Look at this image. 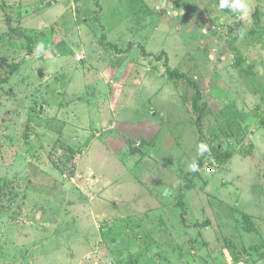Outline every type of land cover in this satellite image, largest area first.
Listing matches in <instances>:
<instances>
[{
  "label": "rangeland",
  "instance_id": "1",
  "mask_svg": "<svg viewBox=\"0 0 264 264\" xmlns=\"http://www.w3.org/2000/svg\"><path fill=\"white\" fill-rule=\"evenodd\" d=\"M246 2L0 0V264H264V0Z\"/></svg>",
  "mask_w": 264,
  "mask_h": 264
},
{
  "label": "trees",
  "instance_id": "2",
  "mask_svg": "<svg viewBox=\"0 0 264 264\" xmlns=\"http://www.w3.org/2000/svg\"><path fill=\"white\" fill-rule=\"evenodd\" d=\"M165 54V53H162L160 56H156L157 60H160L162 55ZM4 62V59L2 57H0V65H2ZM239 62H242L241 60ZM13 72H16V69L13 70ZM170 73V72H169ZM171 74V73H170ZM172 75L176 76V77H179V78H185V75H181V74H178L177 72H174L172 73ZM8 80V79H6ZM5 81V80H4ZM190 81V80H189ZM192 85L195 86L196 88V91H197V98L195 100V110L196 112H198V125H199V129L201 131L202 129V120L204 118V108L200 107L199 106V101H200V98H201V90H200V87L199 85L196 83V82H192L190 81ZM27 139V137H26ZM27 141V140H25ZM28 143V142H27ZM132 146V145H131ZM26 147V146H25ZM27 148H25L26 150ZM199 166H200V169L202 168L203 166V158L200 159V161L198 162ZM199 175V172H191V174L189 175V182H187L182 188H180L179 190V196H178V201H177V205L183 210L182 211V215L184 216V219H185V215H186V210H187V206H186V203H185V199L186 197L190 194V191L191 189L193 188V184H192V181H193V178L198 176ZM1 193V192H0ZM254 228H250V230H253Z\"/></svg>",
  "mask_w": 264,
  "mask_h": 264
},
{
  "label": "clouds",
  "instance_id": "3",
  "mask_svg": "<svg viewBox=\"0 0 264 264\" xmlns=\"http://www.w3.org/2000/svg\"><path fill=\"white\" fill-rule=\"evenodd\" d=\"M219 7L221 9L229 8L231 11L238 13L239 19H243L249 14V7L246 0H220ZM40 53L46 54L45 45L43 42H40L36 45V54ZM207 152H210V147L206 143L201 142L198 145V155L203 156ZM188 167L191 172L200 171V166L196 160H193ZM165 195H167V193H165Z\"/></svg>",
  "mask_w": 264,
  "mask_h": 264
},
{
  "label": "built area",
  "instance_id": "4",
  "mask_svg": "<svg viewBox=\"0 0 264 264\" xmlns=\"http://www.w3.org/2000/svg\"><path fill=\"white\" fill-rule=\"evenodd\" d=\"M78 59H79V61L82 59L80 55H78Z\"/></svg>",
  "mask_w": 264,
  "mask_h": 264
}]
</instances>
